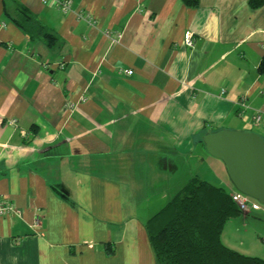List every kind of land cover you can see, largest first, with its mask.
I'll use <instances>...</instances> for the list:
<instances>
[{"label":"crops","instance_id":"1","mask_svg":"<svg viewBox=\"0 0 264 264\" xmlns=\"http://www.w3.org/2000/svg\"><path fill=\"white\" fill-rule=\"evenodd\" d=\"M71 1L0 0V200L15 207L0 264H156L145 223L171 196L142 189L182 185L195 156L229 186L203 136L264 138V2ZM19 8L55 42L15 25Z\"/></svg>","mask_w":264,"mask_h":264},{"label":"trees","instance_id":"2","mask_svg":"<svg viewBox=\"0 0 264 264\" xmlns=\"http://www.w3.org/2000/svg\"><path fill=\"white\" fill-rule=\"evenodd\" d=\"M180 1L189 8L199 4V0ZM263 2L248 3L257 8ZM13 22L31 38L41 36L49 45L56 40L24 8ZM257 69L264 73V53ZM240 214L247 213L233 201L230 190L193 176L145 223L156 264H264V259L240 253L221 239L225 222Z\"/></svg>","mask_w":264,"mask_h":264},{"label":"water","instance_id":"3","mask_svg":"<svg viewBox=\"0 0 264 264\" xmlns=\"http://www.w3.org/2000/svg\"><path fill=\"white\" fill-rule=\"evenodd\" d=\"M207 152L220 159L235 190L264 204V138L240 129L208 131Z\"/></svg>","mask_w":264,"mask_h":264},{"label":"rangeland","instance_id":"4","mask_svg":"<svg viewBox=\"0 0 264 264\" xmlns=\"http://www.w3.org/2000/svg\"><path fill=\"white\" fill-rule=\"evenodd\" d=\"M248 128L260 132L259 129L255 127L249 126ZM214 159L215 158H207V160L202 161L195 156L189 160L190 162L187 165L186 173L184 174L185 181L182 182V185L180 184V186L174 187L169 186L167 183L161 187L155 185L156 188H152L153 185H150L147 188H143L142 193L143 195L146 193L154 201L155 198L151 192L156 193L158 190L160 195L165 193L167 196H171L169 197V199H171L178 191H180L187 180L193 176H198L218 185L220 182L218 176L219 172H221V168L219 171V169L214 167L212 164ZM223 169L225 173L224 175L228 178L226 169ZM181 174H183V172H181ZM224 187L227 190L234 189L232 184L229 186L224 185ZM164 204L165 203H161L160 205L158 204V206L155 204L153 208L159 210ZM259 204L261 205V208L258 209V211L249 210L246 211L247 214H240L229 218L223 226L222 237L225 244L234 246L236 251L245 255L257 256L264 259V204Z\"/></svg>","mask_w":264,"mask_h":264},{"label":"built area","instance_id":"5","mask_svg":"<svg viewBox=\"0 0 264 264\" xmlns=\"http://www.w3.org/2000/svg\"><path fill=\"white\" fill-rule=\"evenodd\" d=\"M45 4L51 5L59 9L63 13H68L71 10V0H43ZM88 20H90V17H87ZM120 34L114 35L111 38V42L115 43L119 41ZM184 43L187 46L193 45V33L190 30H187L184 32ZM124 72L127 75H131L133 73L132 69H125ZM245 109V104L240 101L239 102V115L242 117L243 112ZM251 120L253 124H260L262 120V116L259 112L254 113L251 116ZM231 197L233 201H235L241 210L243 211H249V210H258L261 208V205L256 201L255 199L241 193L240 191L234 190L231 192ZM14 205L7 202L6 200H0V218L7 216L12 211H14Z\"/></svg>","mask_w":264,"mask_h":264}]
</instances>
